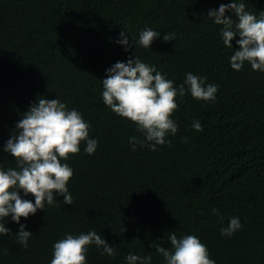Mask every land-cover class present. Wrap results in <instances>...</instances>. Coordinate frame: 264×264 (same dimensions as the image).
Returning <instances> with one entry per match:
<instances>
[{
	"label": "trees",
	"instance_id": "16d2710c",
	"mask_svg": "<svg viewBox=\"0 0 264 264\" xmlns=\"http://www.w3.org/2000/svg\"><path fill=\"white\" fill-rule=\"evenodd\" d=\"M229 0H0V163L15 168L4 151L17 132L21 114L38 97L58 99L90 125L93 154L80 152L62 163L73 169L67 187L71 205L54 193L20 224L0 219V264H51L54 244L67 235L96 231L117 254L101 255L90 245L86 264H127L128 254L151 255L166 264L155 245L171 249L168 235L196 236L216 264H264V72L245 62L233 70L237 50L224 45L221 26L208 17ZM259 18L264 0H244ZM232 17V12L226 13ZM145 29L159 32L151 47L138 41ZM125 31L127 46L121 40ZM174 40L165 42L163 36ZM239 39V37H237ZM139 57L174 86L172 119L153 151L137 125L115 114L103 101L102 80L116 62ZM214 84L215 99L192 97L186 74ZM201 124L202 131L193 128ZM136 137L144 144L130 143ZM168 141L171 143L169 144ZM22 199L35 203L34 196ZM213 210L216 214H213ZM238 217L241 229L224 236L221 228ZM33 235L24 247L20 226Z\"/></svg>",
	"mask_w": 264,
	"mask_h": 264
},
{
	"label": "clouds",
	"instance_id": "9594fccd",
	"mask_svg": "<svg viewBox=\"0 0 264 264\" xmlns=\"http://www.w3.org/2000/svg\"><path fill=\"white\" fill-rule=\"evenodd\" d=\"M228 12H232L235 19L227 16ZM208 17L221 26L220 35L226 47L233 48V41H236L237 50L230 57L233 70L240 71L247 62L254 71L264 72V11L260 12L258 18L246 10L244 0H229L227 4H221L218 10H210ZM160 35L152 29H145L140 33L138 43L149 48ZM163 40L172 41L174 36L165 34ZM118 42L128 45L125 31L121 32ZM102 84L104 103L115 114L136 124L153 151L156 145L165 144L167 134L177 133L178 126L172 116L178 108L177 96L186 94L183 84L175 87L173 81L137 56L129 58L127 63L116 62L107 70ZM185 84L192 97L198 100H213L218 91L216 85L205 86V79L192 73L186 74ZM89 128L90 125L78 111L69 110L58 99L38 97L37 102L21 114L16 124L17 132L4 147V151L14 158L16 167L5 170L0 163V219L11 216L20 224L22 217L27 219L37 210H44L45 203L52 205L54 193L64 198V204L73 203L67 187L73 177V169L61 161L78 154L82 142H86V153L95 152L97 141L89 139ZM193 128L202 131L198 121L193 122ZM129 142L134 146L144 144L136 137L130 138ZM21 192L25 196H34L35 203L22 199ZM213 214H216L215 210ZM241 227L240 219L233 217L226 227L221 228V233L230 237ZM9 233L10 230L0 223V234ZM16 235L19 242L27 247L33 234L26 230L25 225H21ZM168 240L171 249L154 246L166 264H216L210 259L207 247L196 236L178 238L175 232H171ZM93 244L103 249L101 255L117 254L116 247L109 246L93 230L79 236L69 234L56 242L51 264H86L88 247ZM151 260V255L142 257L130 253L126 257L127 264H151Z\"/></svg>",
	"mask_w": 264,
	"mask_h": 264
}]
</instances>
